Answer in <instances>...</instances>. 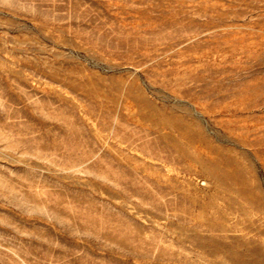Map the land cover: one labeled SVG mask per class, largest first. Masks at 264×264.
Masks as SVG:
<instances>
[{
    "label": "rangeland",
    "instance_id": "374dc122",
    "mask_svg": "<svg viewBox=\"0 0 264 264\" xmlns=\"http://www.w3.org/2000/svg\"><path fill=\"white\" fill-rule=\"evenodd\" d=\"M0 264H264V0H0Z\"/></svg>",
    "mask_w": 264,
    "mask_h": 264
}]
</instances>
